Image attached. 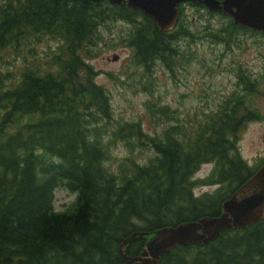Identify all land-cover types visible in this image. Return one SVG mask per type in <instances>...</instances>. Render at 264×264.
I'll return each mask as SVG.
<instances>
[{
    "label": "trees",
    "instance_id": "trees-1",
    "mask_svg": "<svg viewBox=\"0 0 264 264\" xmlns=\"http://www.w3.org/2000/svg\"><path fill=\"white\" fill-rule=\"evenodd\" d=\"M186 6L197 20L185 16ZM186 6L176 26L160 32L140 11L107 1L0 0V64L22 51L36 57L42 39L54 46L44 64L24 63L15 76L0 70V264H124L119 247L126 238L218 216L221 203L259 166L246 164L237 143L262 118L253 103L262 80L238 62L229 67L234 91L186 121L159 98L147 100L136 121H115L109 93L95 82L91 50L101 42L99 29L114 22L128 26L117 43L130 50L128 64L139 76L125 85L152 98L154 64L171 79L185 69L189 53L179 51L180 42L222 46V63L239 33L264 36L201 4ZM199 12L205 22L196 27ZM213 15L227 21L213 25ZM118 144L129 156L110 170V150ZM142 151L150 154L137 160L134 152ZM209 163L210 175L193 181ZM197 186L215 188L194 196ZM59 188L75 199L55 211ZM143 247L140 238L123 253L137 256ZM158 264H264V219L224 230L210 244L176 246Z\"/></svg>",
    "mask_w": 264,
    "mask_h": 264
},
{
    "label": "rangeland",
    "instance_id": "rangeland-1",
    "mask_svg": "<svg viewBox=\"0 0 264 264\" xmlns=\"http://www.w3.org/2000/svg\"><path fill=\"white\" fill-rule=\"evenodd\" d=\"M185 16L192 18V22L197 20L194 10L185 7ZM201 19L196 22V27H200L205 22L202 12L196 14ZM227 20L219 15L210 17V23L219 25ZM128 26L122 22H114L110 27H101L98 36L101 40L96 47L92 48V57L89 63L98 72L95 82L101 85L110 96V107L115 121L127 122L136 121L143 115L144 103L147 100L159 98L161 104H167L171 111L177 115L181 121L191 119L201 112L214 110L222 97L232 93L236 88L234 75L229 70L231 62H238L244 71H248L251 76H256L262 80L257 88V96L253 103L262 116L251 124H248L239 135L237 143L238 152L241 158L250 167L254 166L264 157V36L247 35L239 33L236 39L237 46L232 45L229 51L224 54L222 63L218 61L222 46L212 45L206 39H193L192 42H180L179 51L189 53L188 62L185 69L175 70L174 78L171 79L165 68L158 63L154 64L153 75L157 78L153 98L147 92L135 91L132 87L128 88L125 84L130 80H137L132 74L133 69L128 64V58L131 52L128 48L117 43L118 38ZM53 43L46 39L39 40L34 45L36 57L26 55L20 52L17 55H10L8 63H1L2 72H13L14 76L17 69L22 64H31L32 60H37L44 64L46 55L53 53ZM51 55V54H50ZM116 56V61H112ZM205 67L210 68L205 71ZM237 68H235L236 70ZM134 77V78H133ZM128 78V79H127ZM133 82V84L135 83ZM144 129L148 131L147 122L144 120ZM150 152L142 151V154L134 152L137 160L146 157ZM129 156L127 149L120 144L113 146L110 150V160L107 163L110 170H115L117 165L123 161V158ZM211 163L200 166L193 175L194 179L203 180L212 172ZM215 186H197L194 190L196 196L202 191L214 189ZM53 208L55 211H61L67 204L73 201L75 194H71L63 189H57L53 192Z\"/></svg>",
    "mask_w": 264,
    "mask_h": 264
},
{
    "label": "water",
    "instance_id": "water-1",
    "mask_svg": "<svg viewBox=\"0 0 264 264\" xmlns=\"http://www.w3.org/2000/svg\"><path fill=\"white\" fill-rule=\"evenodd\" d=\"M99 3L103 0H87ZM150 17L160 32L172 29L178 18V5L192 2L207 10L221 12L234 25L264 32V0H107ZM116 60V56L112 61ZM264 218V162L237 190L221 204L218 216L165 227L152 233H137L119 247L124 264H158L162 254L180 246H203L213 242L223 230L247 229ZM145 241L139 256L129 257L123 249L137 239Z\"/></svg>",
    "mask_w": 264,
    "mask_h": 264
}]
</instances>
